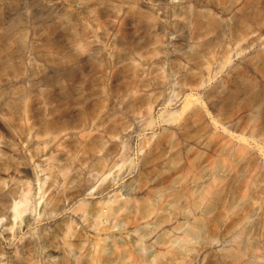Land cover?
<instances>
[{
  "label": "rangeland",
  "instance_id": "1",
  "mask_svg": "<svg viewBox=\"0 0 264 264\" xmlns=\"http://www.w3.org/2000/svg\"><path fill=\"white\" fill-rule=\"evenodd\" d=\"M0 264H264V0H0Z\"/></svg>",
  "mask_w": 264,
  "mask_h": 264
}]
</instances>
